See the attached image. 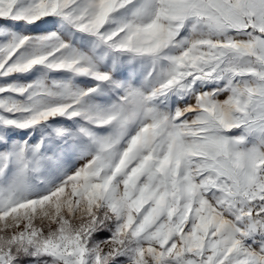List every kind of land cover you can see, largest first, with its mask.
<instances>
[{
  "label": "snow or ice",
  "instance_id": "snow-or-ice-1",
  "mask_svg": "<svg viewBox=\"0 0 264 264\" xmlns=\"http://www.w3.org/2000/svg\"><path fill=\"white\" fill-rule=\"evenodd\" d=\"M0 264H264V0H0Z\"/></svg>",
  "mask_w": 264,
  "mask_h": 264
}]
</instances>
